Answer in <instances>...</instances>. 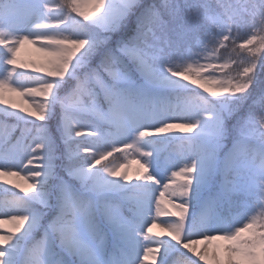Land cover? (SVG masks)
<instances>
[{
  "label": "snow or ice",
  "instance_id": "6c2138e0",
  "mask_svg": "<svg viewBox=\"0 0 264 264\" xmlns=\"http://www.w3.org/2000/svg\"><path fill=\"white\" fill-rule=\"evenodd\" d=\"M262 71L264 0H0V264H264Z\"/></svg>",
  "mask_w": 264,
  "mask_h": 264
},
{
  "label": "rangeland",
  "instance_id": "374dc122",
  "mask_svg": "<svg viewBox=\"0 0 264 264\" xmlns=\"http://www.w3.org/2000/svg\"><path fill=\"white\" fill-rule=\"evenodd\" d=\"M91 6H86L85 11H90ZM21 60H41L44 58L45 53H42L36 49L35 46L32 45H25L19 54ZM179 143V142H177ZM130 163L127 164L126 169L121 168V171L128 170L130 174H134L136 170L139 168V164L135 159H132L129 157ZM22 175H26V173H23ZM9 179L16 180L17 182L21 184H25V181L23 179H20L18 177H9ZM153 231H162L159 227H156L153 229ZM158 264V262H157Z\"/></svg>",
  "mask_w": 264,
  "mask_h": 264
},
{
  "label": "trees",
  "instance_id": "16d2710c",
  "mask_svg": "<svg viewBox=\"0 0 264 264\" xmlns=\"http://www.w3.org/2000/svg\"><path fill=\"white\" fill-rule=\"evenodd\" d=\"M248 29H245V30H243L242 32H241V36H246L247 35V33H248ZM237 43H239V41H237ZM260 79L261 80H264V71H262L261 72V74H260ZM114 155H117L116 153H114ZM109 159H112L111 157H109ZM130 159V158H129Z\"/></svg>",
  "mask_w": 264,
  "mask_h": 264
}]
</instances>
